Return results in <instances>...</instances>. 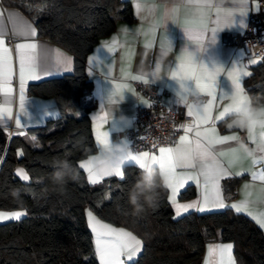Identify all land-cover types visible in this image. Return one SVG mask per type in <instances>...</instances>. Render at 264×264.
Masks as SVG:
<instances>
[{
  "label": "trees",
  "instance_id": "trees-1",
  "mask_svg": "<svg viewBox=\"0 0 264 264\" xmlns=\"http://www.w3.org/2000/svg\"><path fill=\"white\" fill-rule=\"evenodd\" d=\"M21 10L48 38L72 54V70L31 82V94L54 97L60 116L27 135H8L0 128V210L25 209L20 219L0 223V264H100L86 206L101 219L135 232L143 241L141 254L129 264H201L207 242L233 244L236 264H264V231L245 213L231 207L208 212L189 211L176 216L167 187L158 188L154 206L134 214L129 191L139 179L140 167L126 164L123 179L104 178L91 184L79 167L95 152L90 113L96 105L86 57L109 34L117 20L129 21L127 0H0ZM250 65L244 85L251 96L264 99V56ZM55 160H68L78 171L63 192L54 190L50 175ZM22 165L29 179L15 172ZM239 178L224 180L233 193ZM195 194L184 189L180 198Z\"/></svg>",
  "mask_w": 264,
  "mask_h": 264
},
{
  "label": "crops",
  "instance_id": "crops-1",
  "mask_svg": "<svg viewBox=\"0 0 264 264\" xmlns=\"http://www.w3.org/2000/svg\"><path fill=\"white\" fill-rule=\"evenodd\" d=\"M132 7V18L129 21L117 20L114 29L102 37L90 50L86 57V73L92 82L91 92L95 98L96 105L90 113L92 130L97 144V134L108 133L109 140L114 142L127 141L125 144L128 148V140L120 136V132L132 125L133 115L137 105H146L147 100L136 93L133 82H147L163 90L164 103L171 109L181 108V115L191 120L186 124L183 120L177 122L180 129L178 140L172 144L162 147H175L182 135H188L190 140H195L197 131V117L199 110L212 101L210 95L204 92H197V95H207L208 99L200 104L181 102L178 92L180 84L177 79L172 78V72L177 70V65L181 62L180 58L186 53H191L196 57L194 71L199 75L201 65L207 64L209 70L219 67L221 71L216 76V100L211 110L212 120L207 124H200V130L204 128H215L216 135L219 137H236L228 139L223 144L208 145L209 151L215 156L216 162L222 165L225 172L219 178V190L221 198L225 204L223 208H213L211 205L202 204L204 188L203 176L199 167L177 168V172H191L200 176V181H188L185 186L179 189L176 196L177 204H196V208L189 211L208 212L212 210H223L232 205H237L242 210L239 212L248 215L263 231L264 227V181L256 178L264 171V152L259 150V132L257 129V139L250 138L249 129L229 128L226 126L228 117L223 120H217L216 117L223 109L231 103V92L234 90L229 73L239 75L241 86L245 93L250 95L247 87L244 85V78L250 73L249 57H245L240 49H235L231 45H224L220 41L223 31H243L248 14L258 10L257 2L254 0H210L211 7L206 9L207 12V30L202 40V50L198 51L199 45L190 41L187 37L186 22L194 19L197 9L194 5L188 4V0H127ZM230 10L239 12L243 10L245 15L236 13L235 22L230 27L221 26V30L216 33L215 42L211 40L212 29L217 28V9ZM175 9V11H173ZM30 29H35L36 35H31ZM23 33V34H21ZM11 34L17 36V41L12 47L6 42L5 36ZM0 39L4 41V47L10 51L13 74L9 82L12 88L10 96L0 94V105L10 106L12 116L10 119L0 121V128L5 129L10 126L15 128L14 134L27 135L31 127L40 126L49 119L57 118L61 112L57 101L54 97H43L31 94L27 91V86L31 82H36L45 78L58 76L68 73L72 70V54L45 37L37 34L34 23L18 8L6 6L0 1ZM20 43H34L36 48L31 50L29 55L32 57L35 70L29 78L24 81L25 90V112L20 111V79H19V55L17 45ZM204 49V50H203ZM159 69V71H157ZM245 73H248L245 75ZM0 83H3L0 81ZM123 87L113 97V102H109L108 96L115 85ZM188 84L194 87V81ZM227 93L224 99L223 94ZM192 96L191 90L187 93V99ZM192 107L193 115H189V107ZM21 117L20 126L16 125V117ZM191 127V132L187 128ZM201 143H205L201 138ZM243 145L253 152V156H246L243 151L235 154V162L229 163L233 159L232 149H240ZM161 148V147H160ZM156 152L142 151L133 152L128 148V153L140 154L149 153L146 161H152L153 155H159V149ZM95 152L84 157L81 161H89ZM224 152L227 155L221 156ZM138 163L128 159L122 165ZM139 166V165H138ZM160 172L157 165L154 164ZM85 177L89 181V173L83 169ZM16 172V168H15ZM23 178L24 172H16ZM256 174L254 176L253 174ZM26 175L28 176L27 172ZM117 176V175H112ZM29 177V176H28ZM109 177V176H108ZM119 177V176H118ZM106 178V177H105ZM239 178V181L233 193H226L223 188L224 180ZM102 181V180H101ZM100 181V182H101ZM99 182V183H100ZM92 184V183H91ZM98 184V183H97ZM167 187V186H166ZM192 187L195 194L187 199L180 198L181 192ZM168 199L176 216V207L171 200V189L168 188ZM203 207L204 210L199 209ZM236 211V209H234ZM20 212L25 216V209L0 210V214ZM181 211V214L187 213ZM14 220L13 218L4 220ZM103 220V219H102ZM1 221L0 222H4ZM105 221V220H104ZM108 226L115 229H123L141 241V250L132 258L126 259L122 256L124 264L134 261L143 250V241L132 230L111 224L107 221ZM93 234V244L95 255L99 260V253L96 246V237ZM231 248L226 252L222 251L226 246ZM100 262V260H99ZM201 264H236L233 253V244L227 241L214 240L207 242L202 257Z\"/></svg>",
  "mask_w": 264,
  "mask_h": 264
},
{
  "label": "snow or ice",
  "instance_id": "snow-or-ice-1",
  "mask_svg": "<svg viewBox=\"0 0 264 264\" xmlns=\"http://www.w3.org/2000/svg\"><path fill=\"white\" fill-rule=\"evenodd\" d=\"M244 0H241L243 3ZM188 4L194 5L197 9L194 14V19L192 21L186 22L187 25V37L190 41L199 45L200 48L198 51L202 50V40L204 38V33L207 30V12L206 9L211 7L210 0H188ZM175 11V9L173 10ZM236 13L245 15L243 10L239 12H233L230 10L217 9V28L212 29L211 40L215 42L216 33L221 30V26L230 27L235 22ZM31 35H36L35 29H30ZM23 34V33H21ZM4 41L0 39V94L4 96H10L12 94V88L9 86L10 79L13 74L12 62L10 51L3 46ZM36 48L34 43H20L17 45V51L19 55V79H20V111L24 113L25 110V90H24V81L26 78L31 76V73L35 70L32 57L29 55L31 50ZM204 50V49H203ZM180 63L177 65V70L172 72V78L178 80L180 84V91L178 95L180 96L181 102H186L187 93L189 90H196L199 92H204L207 95L212 97V101L203 106L199 112L195 113L197 117V131L195 133L196 139L190 140L188 135H182L179 138V142H189L196 143L198 147V152L196 154V162L194 164L190 163L187 166L178 165L174 156V147H161L159 149V155H153L151 160L155 165L158 166L161 174L166 177L167 187L171 189L172 203L176 207V214L180 215L181 211L187 212L189 209L196 208V204H177L176 196L179 189L183 188L188 181H196L199 183L200 176L191 172H177V168H193L199 167L200 173L203 176V188L204 194L202 199V204L204 206L211 205L213 208H223L225 204L221 198L219 190V178L222 173L225 172V169L222 165H219L216 162L215 156L209 151L208 145L212 144H223L228 139H236V137H219L217 136L215 128H204L203 130L199 129L200 124H207L212 120L211 110L213 108L214 102L216 100V76L221 71L219 67H214L213 70H209L207 64L201 65L199 70V75H196L194 71V65L196 62V57L191 53H186L180 58ZM159 71V69H157ZM248 73H245L247 75ZM230 80L234 87V90L231 92V103L227 105L223 111L219 113L216 117L217 120H223L230 112L237 108L239 104L245 98V90L241 86L239 75L229 74ZM189 81H194V87L188 84ZM122 85H115L112 88L108 101L113 102V97L116 96L117 92L122 88ZM228 94L225 93L221 96V99H224ZM192 107H189V115H193ZM12 116V111L10 106L0 105V121L10 119ZM21 117H16V125L20 126ZM257 129H260L259 132V150L264 152V124L259 126H253L249 129L250 138L253 140L257 139ZM192 128L188 127L187 132H191ZM108 133L97 134V147L103 144L110 142L108 138ZM201 138L205 143H201ZM126 144L127 141H122ZM238 151H243L246 156H253V152L245 148L243 145L240 146V149H232L233 159L229 160V163L235 162V154ZM221 156L227 155L224 152L220 153ZM149 157L148 152L140 154H131L127 153L125 159L116 167L109 175L101 176L93 171L91 160L81 161L79 167L85 169L89 173V181L92 184H97L105 177L117 175L123 179V172L121 165L128 159L134 160L138 163L139 167H143L147 158ZM256 176V174H253ZM256 178L264 181V171H262ZM24 180H28L29 177L25 174L23 175ZM237 212L242 209L237 205H232ZM203 211L204 208L199 209ZM22 213L15 212L11 216L8 214H0V220H7L10 218L19 219ZM91 215V213L89 214ZM261 226L264 227V222L261 223ZM93 230L96 232V246L99 253L100 264H124V260L121 259L122 256L126 257L128 260H132L134 256L141 250V241L133 236L131 233L123 229H115L108 225L101 224L98 221L94 222ZM231 248V245L226 246L222 251H227Z\"/></svg>",
  "mask_w": 264,
  "mask_h": 264
},
{
  "label": "built area",
  "instance_id": "built-area-1",
  "mask_svg": "<svg viewBox=\"0 0 264 264\" xmlns=\"http://www.w3.org/2000/svg\"><path fill=\"white\" fill-rule=\"evenodd\" d=\"M257 2L258 10L250 12L243 31H223L220 41L240 49L245 57L260 59L264 56V0ZM10 47L18 37L11 34L5 36ZM134 90L147 100L146 105H137L133 115L132 125L120 132V136L128 140V148L133 152H156L162 146L174 144L179 137L180 129L177 122L183 120L190 124L191 120L181 115V108L171 109L164 103L163 90L147 82H133ZM208 99L207 95H192L189 102L200 104ZM8 135L15 128H7Z\"/></svg>",
  "mask_w": 264,
  "mask_h": 264
},
{
  "label": "clouds",
  "instance_id": "clouds-1",
  "mask_svg": "<svg viewBox=\"0 0 264 264\" xmlns=\"http://www.w3.org/2000/svg\"><path fill=\"white\" fill-rule=\"evenodd\" d=\"M192 95H197L191 90ZM226 126L231 128L238 126L250 129L253 126L264 124V99L259 96L246 94L239 106L233 109L227 116ZM198 147L196 143L178 142L174 147V156L178 165H185L196 162ZM128 153L127 146L122 142L109 143L97 147L96 154L90 157L93 171L104 176L109 175L114 167L119 165ZM54 171L50 175V181L54 190L63 192L68 182L78 179V171L68 160H55ZM167 186L166 177L154 166L153 161H146L140 168L139 179L129 191V203L133 206L134 214H141L145 206L155 205L158 197V188Z\"/></svg>",
  "mask_w": 264,
  "mask_h": 264
},
{
  "label": "rangeland",
  "instance_id": "rangeland-1",
  "mask_svg": "<svg viewBox=\"0 0 264 264\" xmlns=\"http://www.w3.org/2000/svg\"><path fill=\"white\" fill-rule=\"evenodd\" d=\"M255 61H256L255 59H250V62L251 63L252 62H255ZM18 171L24 172L26 174V171H25V169L23 168L22 165H17L16 172H18ZM85 212H86V221H87V224H88L89 228L91 229L92 233H94V236L96 237V232L93 230V224H94V222L98 221L99 223L105 224V225H108V223H106L104 220H102L100 217H98L94 213V211L91 209V207L88 206V205L85 208ZM90 213H91V215H89ZM22 217L23 216H21L20 218H22ZM1 221H4V220H1ZM4 222H6V221H4ZM0 223H2V222H0Z\"/></svg>",
  "mask_w": 264,
  "mask_h": 264
},
{
  "label": "water",
  "instance_id": "water-1",
  "mask_svg": "<svg viewBox=\"0 0 264 264\" xmlns=\"http://www.w3.org/2000/svg\"><path fill=\"white\" fill-rule=\"evenodd\" d=\"M231 128H240V127H238V126H233V127H231Z\"/></svg>",
  "mask_w": 264,
  "mask_h": 264
}]
</instances>
